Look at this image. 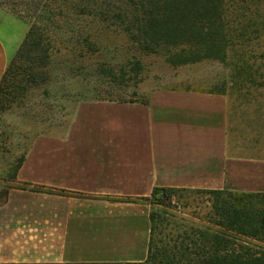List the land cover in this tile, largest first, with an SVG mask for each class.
Masks as SVG:
<instances>
[{
	"label": "crops",
	"instance_id": "0c3cea01",
	"mask_svg": "<svg viewBox=\"0 0 264 264\" xmlns=\"http://www.w3.org/2000/svg\"><path fill=\"white\" fill-rule=\"evenodd\" d=\"M28 29L0 7V81ZM75 90L0 178V264L144 261L153 191H264V156L240 133L228 88L155 87L125 100Z\"/></svg>",
	"mask_w": 264,
	"mask_h": 264
},
{
	"label": "trees",
	"instance_id": "16d2710c",
	"mask_svg": "<svg viewBox=\"0 0 264 264\" xmlns=\"http://www.w3.org/2000/svg\"><path fill=\"white\" fill-rule=\"evenodd\" d=\"M244 1L33 0L36 19L0 85L20 73L41 81L50 79L48 68L59 58L69 66L70 74L80 75L90 86L81 97L125 100L136 94L129 93L127 87L136 83L143 67L137 55L128 57L129 51L112 53L114 50L103 44L101 50L100 43L109 33H121L129 47L162 55L174 65L205 59L226 62L242 39V20L234 15L251 7ZM256 14L261 15L260 11ZM252 24L264 29V20ZM253 32L259 33L258 29ZM99 52L127 59L109 65L89 61ZM21 161L22 157L16 170ZM195 192L208 196L209 228L185 231L173 242L156 246L152 223L149 253L144 261L33 264H264V191Z\"/></svg>",
	"mask_w": 264,
	"mask_h": 264
},
{
	"label": "rangeland",
	"instance_id": "374dc122",
	"mask_svg": "<svg viewBox=\"0 0 264 264\" xmlns=\"http://www.w3.org/2000/svg\"><path fill=\"white\" fill-rule=\"evenodd\" d=\"M244 2L251 7L234 15L242 20L239 26L242 39L235 51L229 53L226 62L205 59L174 65L162 55L146 54L133 45L129 47L125 35L116 32L109 33L106 40L101 38L100 49L103 44L113 49L112 53L129 51L128 57L135 54L141 60L142 72L136 83L127 87L129 93L136 92L131 97L143 98L149 89L155 87H206L218 91L228 88L245 116L239 123L240 133L254 144L256 154L264 156V29L261 25L252 24L255 20H264V0ZM35 4L33 0H0L1 8L19 16L29 27L36 19ZM257 11H260V16H257ZM254 29H258L259 33H254ZM104 54L96 53L89 61L109 65L127 59L125 56L108 57ZM68 67L66 62L57 58L48 68L50 79L41 81L20 73L0 85V178L9 180L12 177L31 140V132L49 126L45 121L52 116L50 112L53 113V110L50 109L53 103L68 94V90L80 88L86 91L90 88L80 75L70 74ZM54 112H60L59 108ZM207 199L206 194L194 190L154 191L149 200L154 204L152 223L155 245L163 246L169 240L173 242L185 231L208 229L210 204Z\"/></svg>",
	"mask_w": 264,
	"mask_h": 264
}]
</instances>
